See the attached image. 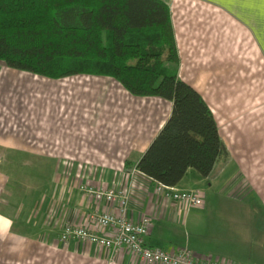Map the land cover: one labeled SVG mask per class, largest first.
<instances>
[{"label": "crops", "instance_id": "0c3cea01", "mask_svg": "<svg viewBox=\"0 0 264 264\" xmlns=\"http://www.w3.org/2000/svg\"><path fill=\"white\" fill-rule=\"evenodd\" d=\"M163 1L170 7L178 75L204 97L228 150L209 177L188 170L174 186L201 188L203 205L184 209L157 193L155 180L137 169L171 113L170 101L134 96L115 79L119 86L103 91L87 83L98 76L51 79L0 61V162L57 161L54 170L52 165L47 169L43 189L33 187L29 195L25 190V203L21 197L18 203L0 201V241L10 247V264H150L127 249L59 240L66 223L84 225L91 212L118 209L117 202L97 203L82 195L80 181L124 191L129 217L152 219L145 238L148 245L167 250L187 247L198 256L236 264H264V104L243 101L257 91L255 77L243 73V49L253 50L252 62L264 66V4L261 0ZM213 87L219 88L214 92ZM235 94L241 95V104L224 100ZM215 95L224 100L219 113L241 112L234 124L237 135L223 136L213 106ZM0 173L7 192L11 176L1 167Z\"/></svg>", "mask_w": 264, "mask_h": 264}, {"label": "trees", "instance_id": "16d2710c", "mask_svg": "<svg viewBox=\"0 0 264 264\" xmlns=\"http://www.w3.org/2000/svg\"><path fill=\"white\" fill-rule=\"evenodd\" d=\"M0 61L51 79L110 77L134 96L170 101L169 117L137 163L157 182L174 187L190 168L207 178L228 155L210 106L178 75L163 0H0Z\"/></svg>", "mask_w": 264, "mask_h": 264}, {"label": "built area", "instance_id": "2783aa9c", "mask_svg": "<svg viewBox=\"0 0 264 264\" xmlns=\"http://www.w3.org/2000/svg\"><path fill=\"white\" fill-rule=\"evenodd\" d=\"M155 183L157 193L174 200L186 210L203 205L204 193L201 188L184 190L157 181ZM77 187L82 195L97 203L117 202L118 209L116 212H91L84 225L66 223L59 235L63 243L78 239L100 249H127L150 264H236L224 258L198 256L187 247L167 250L148 245L145 238L153 225L152 219L144 215L139 221H133L128 215L129 197L124 191L107 188L104 184L96 186L88 181H80ZM100 230L105 232L101 233Z\"/></svg>", "mask_w": 264, "mask_h": 264}, {"label": "rangeland", "instance_id": "374dc122", "mask_svg": "<svg viewBox=\"0 0 264 264\" xmlns=\"http://www.w3.org/2000/svg\"><path fill=\"white\" fill-rule=\"evenodd\" d=\"M243 52H245V55H244L245 58L242 57L244 58L243 73H245L247 77L249 76L255 77L256 79L255 83L257 84L256 85L257 91H256L255 96H252L253 94L251 96L246 95V98H244L243 101L247 103L260 102L264 104V66H261V64L259 65L254 64L252 62L253 60L251 58V54H253V50H249L248 48H246V49H243ZM167 64L170 65V63H167ZM251 68L252 70H255L254 71L255 73L250 74L251 70L249 69ZM243 73L240 72L239 74L242 76ZM114 81L115 80L110 77L98 76V78H95V80H89L87 81V83L88 84L91 83L90 85L93 84L94 87H100L103 89V91L104 90L106 91V90H109L110 88H115L119 86ZM230 82L233 83V79H231ZM233 85L227 86V87L230 88V87H233ZM239 87H241V84L239 85ZM216 88H219V87H216ZM216 88L213 87L214 92H216ZM213 98H214L213 106L216 107L215 109L217 110V113L220 116L219 120H220L221 129H222L221 131H222L223 136L227 138V137L237 135V130L234 124L239 120L241 112L232 113L228 111H221L219 113V110L221 109V103H223L224 100H227L226 102L229 101L234 104H241V95H236V94L230 95V96L227 95L226 97H224V100L221 96L217 97L216 95ZM52 162L41 160V159H30V158L28 159L22 158L16 161L7 160L5 161V164H2L0 162L1 169H3L5 172H9L11 176V179L8 182L7 192H5L3 191V183H2V179L3 181L5 179L3 175L4 173H0V193L2 196L0 200L1 203H4V202L7 203L8 200L10 202L18 203L20 197L22 199V202H24V197L26 193L25 190L27 191L29 195V194H33L29 192V190L34 189L33 187H38L39 190L43 189V185H45L47 181V175H46L47 169L48 168L50 169L51 168L50 166L52 165L53 170H54L57 164V161H52ZM189 171H196V170L194 168H190ZM9 191L11 192V194L9 193ZM39 194H41V196H44L46 192L39 193ZM35 210L36 208L34 209V211ZM30 211L28 209V212ZM8 248L10 247L6 243H4L3 241H0V264H10L11 263V259L13 255L9 254Z\"/></svg>", "mask_w": 264, "mask_h": 264}, {"label": "snow or ice", "instance_id": "6c2138e0", "mask_svg": "<svg viewBox=\"0 0 264 264\" xmlns=\"http://www.w3.org/2000/svg\"><path fill=\"white\" fill-rule=\"evenodd\" d=\"M261 3L264 4V0H261Z\"/></svg>", "mask_w": 264, "mask_h": 264}]
</instances>
